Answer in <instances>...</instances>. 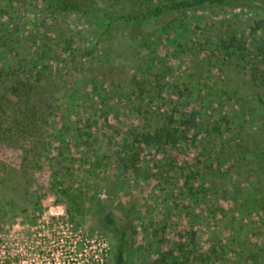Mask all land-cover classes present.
Masks as SVG:
<instances>
[{
	"label": "rangeland",
	"instance_id": "1",
	"mask_svg": "<svg viewBox=\"0 0 264 264\" xmlns=\"http://www.w3.org/2000/svg\"><path fill=\"white\" fill-rule=\"evenodd\" d=\"M91 1L117 16L156 0ZM7 27L19 29L18 50L30 68L41 61L65 66L69 97L56 100L53 150L41 154L40 169L22 191L13 178L8 183L17 190L0 187V264H115L120 234L107 226L106 213L126 233L123 264H159L181 229L196 232L194 255L211 264H264V77L253 79L219 47L233 33L255 53L264 46V0L165 12L136 38L123 26L102 35V20L53 15L41 0H0V34ZM144 70L150 82L138 89ZM152 73L204 120L199 140L183 151L193 180L183 161L168 168L153 150L134 173L115 155L132 139L131 127L159 121ZM250 137L257 138L254 149ZM18 154L1 149L0 159L15 165ZM25 222L50 227L32 238Z\"/></svg>",
	"mask_w": 264,
	"mask_h": 264
},
{
	"label": "trees",
	"instance_id": "2",
	"mask_svg": "<svg viewBox=\"0 0 264 264\" xmlns=\"http://www.w3.org/2000/svg\"><path fill=\"white\" fill-rule=\"evenodd\" d=\"M41 2L44 10L53 15L75 12L80 16H91L102 20L105 28L102 35L111 32V28L123 26L130 31L131 38H136L145 23L165 12L193 11L204 6H223L229 3V0H156L143 9L117 16L100 7L92 8L91 0H41ZM15 28L7 27L4 33L0 34V150L10 149L19 154L15 165H6L0 159V187L17 190L15 185L8 183L9 179L13 178L18 180L19 191H22L29 173L40 169L41 154L53 150L48 130L58 111L56 100L60 96L64 99L69 97V85L62 72L65 66L54 67L41 61L37 64L32 62L33 67H29L25 59L20 56L18 50L20 39L15 37L20 33L19 29L15 30ZM1 30L3 29L0 28V32ZM219 47L227 56L237 58L239 63H243L253 79L259 80L264 77V46L259 47L255 53L247 45L243 34L233 33L220 38ZM145 70L142 79L135 82L138 89H141L144 83L150 82ZM167 70L169 71L170 68L165 71ZM151 75L155 84L157 83L156 90H152V94L158 96L162 103V107L153 111L159 121L156 125L131 127L129 134L132 139L124 138L121 145L122 152L116 151L115 155H118L125 172L134 173L141 169L146 149L153 150L161 154L168 168L183 161L189 169V178L193 180L196 173L193 172V165H189L183 151L187 148H184L186 145H193L199 140L204 120L198 111L188 112L183 105H178L172 99L173 92L180 94V90L169 92V87L165 86L161 75L158 73ZM217 121L221 123L225 119L222 117ZM217 129L219 130V127ZM81 134L85 135V133ZM257 142L256 137L248 138V148L254 149L253 143ZM182 157L184 159H181ZM53 160L57 163V158ZM53 180L56 185L59 184V175L56 174ZM0 199L2 200L1 196ZM68 213H72L71 210L68 209ZM104 219L108 227H114L119 231L120 248L115 264H123L126 233L111 213H106ZM177 236L178 239L173 246L162 251L159 264H187L192 258L199 259L200 264H211L210 257L206 259L194 255L197 238L195 231L181 229Z\"/></svg>",
	"mask_w": 264,
	"mask_h": 264
},
{
	"label": "flooded vegetation",
	"instance_id": "3",
	"mask_svg": "<svg viewBox=\"0 0 264 264\" xmlns=\"http://www.w3.org/2000/svg\"><path fill=\"white\" fill-rule=\"evenodd\" d=\"M3 226H5L6 229L9 230L12 225L4 224ZM20 226L23 229L24 235L28 237H32V238H34L37 235H40L42 233L41 232L42 228L50 227L49 224L46 225V224L37 223V222H25V223H22Z\"/></svg>",
	"mask_w": 264,
	"mask_h": 264
}]
</instances>
